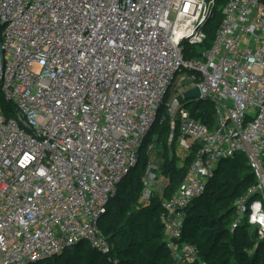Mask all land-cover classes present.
<instances>
[{
	"label": "built area",
	"instance_id": "1",
	"mask_svg": "<svg viewBox=\"0 0 264 264\" xmlns=\"http://www.w3.org/2000/svg\"><path fill=\"white\" fill-rule=\"evenodd\" d=\"M215 1L0 0V85L14 107L0 108V264L81 241L110 254L99 222L159 120L170 122L169 144L178 132L185 158L194 153L169 198L151 160L143 176L139 202L160 192L171 264H208L183 241L185 219L238 153L256 182L235 201L231 230L246 221L264 241V0H229L212 46L186 60L185 43L204 44ZM196 87L200 98H186ZM198 101L213 105L211 125L186 106Z\"/></svg>",
	"mask_w": 264,
	"mask_h": 264
},
{
	"label": "trees",
	"instance_id": "2",
	"mask_svg": "<svg viewBox=\"0 0 264 264\" xmlns=\"http://www.w3.org/2000/svg\"><path fill=\"white\" fill-rule=\"evenodd\" d=\"M229 0H218L214 14L205 26L206 38L202 47L210 48L223 20V6ZM186 60L202 57L198 46L185 43ZM194 103V102H193ZM193 115L211 125L214 107L209 102L186 104ZM0 108L6 116L14 115V107L4 100L0 85ZM169 120L158 121L145 137L139 151V162L126 173L116 187L107 213L99 226L112 246L110 254L81 241L52 258L29 264H171L172 258L165 242V229L160 220L161 198H152L141 206L147 167V145L158 135V145L169 144ZM178 132L174 142L177 143ZM194 153L185 158L183 166L172 163L164 169L168 185L162 196L169 198L179 188L190 166ZM143 161L142 166H140ZM256 182L254 172L245 154L222 160L215 177L204 194L190 206L183 228V241L196 245L208 264H264V241L257 244L246 221L235 230L231 224L236 219L235 201ZM157 195V194H156Z\"/></svg>",
	"mask_w": 264,
	"mask_h": 264
},
{
	"label": "rangeland",
	"instance_id": "3",
	"mask_svg": "<svg viewBox=\"0 0 264 264\" xmlns=\"http://www.w3.org/2000/svg\"><path fill=\"white\" fill-rule=\"evenodd\" d=\"M215 3H216V6H218V0H216ZM198 50L203 53L207 49L205 47L198 46ZM181 75L190 76V72L188 70H184L183 72L178 73L175 79V83L176 81L179 80ZM193 104L194 103H190V105H193ZM163 113H165L164 110H163ZM150 160L153 162V164L157 166L155 172L160 176V182H161L160 190H162V184L167 178V175L164 169L172 165L174 161L175 163H177L178 166L180 167L183 166V163L185 160V151L183 148H181V146L178 145V143H175V144H165L164 143L162 145H157L156 149L151 154H149L148 160H146V165L149 164ZM142 164H143V161H141L140 166H142ZM146 169H145V172H146ZM156 194H155V198L160 199L161 198L160 192L157 191Z\"/></svg>",
	"mask_w": 264,
	"mask_h": 264
},
{
	"label": "water",
	"instance_id": "4",
	"mask_svg": "<svg viewBox=\"0 0 264 264\" xmlns=\"http://www.w3.org/2000/svg\"><path fill=\"white\" fill-rule=\"evenodd\" d=\"M4 66V50H3V44H2V39H1V35H0V73L3 69ZM201 94H200V90L199 88H193L190 91H188L185 95L186 98H200ZM256 235H258V231L256 230ZM59 255V254H58Z\"/></svg>",
	"mask_w": 264,
	"mask_h": 264
}]
</instances>
